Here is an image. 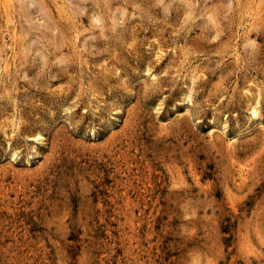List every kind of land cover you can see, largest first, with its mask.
<instances>
[{"label":"rangeland","instance_id":"rangeland-1","mask_svg":"<svg viewBox=\"0 0 264 264\" xmlns=\"http://www.w3.org/2000/svg\"><path fill=\"white\" fill-rule=\"evenodd\" d=\"M0 264H264V0H0Z\"/></svg>","mask_w":264,"mask_h":264}]
</instances>
